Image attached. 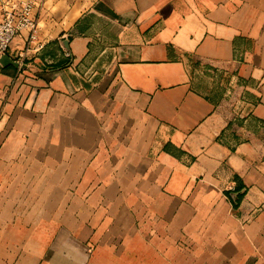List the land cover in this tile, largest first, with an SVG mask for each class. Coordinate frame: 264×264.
<instances>
[{"label":"crops","instance_id":"0c3cea01","mask_svg":"<svg viewBox=\"0 0 264 264\" xmlns=\"http://www.w3.org/2000/svg\"><path fill=\"white\" fill-rule=\"evenodd\" d=\"M35 2L0 65V264H264L260 150L193 76L264 122V0Z\"/></svg>","mask_w":264,"mask_h":264},{"label":"rangeland","instance_id":"374dc122","mask_svg":"<svg viewBox=\"0 0 264 264\" xmlns=\"http://www.w3.org/2000/svg\"><path fill=\"white\" fill-rule=\"evenodd\" d=\"M12 4H17L36 0H7ZM80 2L81 0H74ZM84 5L93 7L97 0H83ZM95 21V20H93ZM92 28V27H90ZM105 73V70H104ZM107 75V74H106ZM197 88L204 93L210 94L212 98L218 103V108L228 119V132H230V139L233 140L234 135L240 132L241 129L247 133L248 138L253 140L260 150V162L264 164V122L249 121L248 124L241 118L240 107L235 104V100L240 95H235L231 92V78L224 72L215 73L210 69H196L194 73ZM229 136V135H228ZM232 142V141H231Z\"/></svg>","mask_w":264,"mask_h":264},{"label":"built area","instance_id":"2783aa9c","mask_svg":"<svg viewBox=\"0 0 264 264\" xmlns=\"http://www.w3.org/2000/svg\"><path fill=\"white\" fill-rule=\"evenodd\" d=\"M7 8L4 9L3 19L0 22V60L7 56L14 41L23 34L28 32V46L26 53L33 50L34 43L37 40V19L34 15L36 2H22L12 4L8 2ZM35 49L39 50L40 47ZM232 202L236 200V196L231 198Z\"/></svg>","mask_w":264,"mask_h":264},{"label":"water","instance_id":"95a60500","mask_svg":"<svg viewBox=\"0 0 264 264\" xmlns=\"http://www.w3.org/2000/svg\"><path fill=\"white\" fill-rule=\"evenodd\" d=\"M0 65L4 68H7L9 66H13L15 68H19V64L15 63L14 61H12L10 59V57L8 56H4L2 57V59L0 60Z\"/></svg>","mask_w":264,"mask_h":264},{"label":"trees","instance_id":"16d2710c","mask_svg":"<svg viewBox=\"0 0 264 264\" xmlns=\"http://www.w3.org/2000/svg\"><path fill=\"white\" fill-rule=\"evenodd\" d=\"M239 192H240V188L235 190V193H237V198H236V200L234 202H232L233 205H234V208H238L239 207L241 199L243 197V194H240Z\"/></svg>","mask_w":264,"mask_h":264}]
</instances>
